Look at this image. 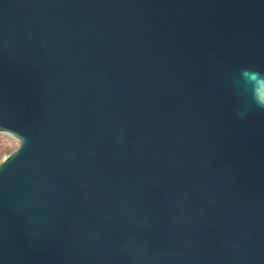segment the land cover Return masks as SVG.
Returning <instances> with one entry per match:
<instances>
[{
	"label": "water",
	"instance_id": "water-1",
	"mask_svg": "<svg viewBox=\"0 0 264 264\" xmlns=\"http://www.w3.org/2000/svg\"><path fill=\"white\" fill-rule=\"evenodd\" d=\"M0 264H264V0H0Z\"/></svg>",
	"mask_w": 264,
	"mask_h": 264
},
{
	"label": "rangeland",
	"instance_id": "rangeland-1",
	"mask_svg": "<svg viewBox=\"0 0 264 264\" xmlns=\"http://www.w3.org/2000/svg\"><path fill=\"white\" fill-rule=\"evenodd\" d=\"M18 143L8 137L0 136V156H4L13 151Z\"/></svg>",
	"mask_w": 264,
	"mask_h": 264
},
{
	"label": "trees",
	"instance_id": "trees-1",
	"mask_svg": "<svg viewBox=\"0 0 264 264\" xmlns=\"http://www.w3.org/2000/svg\"><path fill=\"white\" fill-rule=\"evenodd\" d=\"M3 156L1 155L0 158H2Z\"/></svg>",
	"mask_w": 264,
	"mask_h": 264
}]
</instances>
